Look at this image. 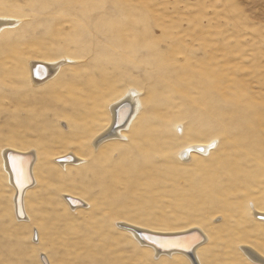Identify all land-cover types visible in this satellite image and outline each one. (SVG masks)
<instances>
[{
  "label": "rangeland",
  "instance_id": "374dc122",
  "mask_svg": "<svg viewBox=\"0 0 264 264\" xmlns=\"http://www.w3.org/2000/svg\"><path fill=\"white\" fill-rule=\"evenodd\" d=\"M36 1L0 0V15L20 19L15 38L19 37V44L23 41L20 47L27 48L29 52L25 50L23 55L30 60L49 65L47 61L76 58L75 62L62 65V75L50 80L56 83L61 79L58 80L61 84L47 92L65 94L70 78L75 75H90V81L98 82L109 77L110 81L102 84L101 89L85 90L81 96L73 92L71 96L85 102L82 107L72 100H59L53 106L58 107L62 116H54L40 130L34 129L39 119L33 117V112L30 114L34 104H26V99L36 98V102L39 99L40 104L50 83L30 87L20 81L22 87L1 82L0 97L3 95L4 103H0V264H44L41 258L47 259L46 255L50 262L46 260L45 264H192L181 253L162 252L154 256L150 249L132 239L126 224L160 231L199 227L206 237L196 250L200 264H260L248 257L246 248H256L264 254V221L255 213L264 208V204L260 206L256 201L264 199V0H126V5L125 0ZM55 9H61L63 14ZM144 13L147 19L139 24L141 33L135 34L140 29L138 24L133 28H137L136 32L128 29L131 33L127 31L130 36L127 41L133 42L126 41L124 46V39L115 32L116 24L104 28L99 21L102 15L121 25L127 14L135 17ZM58 15L64 16L61 22ZM53 25L56 27L52 32ZM57 28L67 37H57ZM146 28L149 31L145 33ZM56 37H60L59 42ZM116 38L119 42H115ZM57 44L65 45L63 48ZM12 66L15 69L11 64H0V75L7 71L8 77L13 76ZM157 71L161 75H155ZM133 86L140 89L144 105L138 117L123 130L128 139H110L95 148L94 139L103 131L97 130L108 125V105ZM3 92L7 93L6 98ZM9 93H17L14 98L19 97L25 103L14 106L9 102L13 98ZM243 104H248V110ZM48 111V115L53 113ZM44 116V120L51 119ZM31 120L38 123L31 125ZM88 123L90 128L84 131L76 128ZM242 123L248 127L241 126ZM138 125L140 131L136 129ZM246 130L255 132L256 142L262 146L255 145L242 161L238 156L248 151L234 143L239 136H245ZM140 134L142 156L135 145ZM191 143H202L208 146L207 151L180 155ZM12 146L34 147L40 154L36 165L38 182L23 195L31 216L29 221H21L14 215V192L2 162L4 148ZM82 146L89 151H83ZM233 148L236 153L239 149V155ZM86 152H107L109 159L99 165ZM64 153L89 158L91 167H85V163L58 165L56 158ZM237 163H241L243 170L237 172ZM228 165L240 175L226 169ZM99 166H106L107 177L113 178H105L107 185L113 187L112 192L105 181L103 185L94 184L92 177ZM116 170L124 172L118 174ZM251 176L256 177L249 180ZM64 194L82 197L83 205H70Z\"/></svg>",
  "mask_w": 264,
  "mask_h": 264
},
{
  "label": "bare ground",
  "instance_id": "6f19581e",
  "mask_svg": "<svg viewBox=\"0 0 264 264\" xmlns=\"http://www.w3.org/2000/svg\"><path fill=\"white\" fill-rule=\"evenodd\" d=\"M36 1V0H35ZM40 1H42V0H40ZM59 2H60V0H58ZM65 1V0H64ZM74 1V0H73ZM84 1V0H83ZM92 1V0H91ZM100 1V0H99ZM119 1H121V0H119ZM119 1H117V2H119ZM124 1V0H123ZM37 2V1H36ZM61 2H63V0H61ZM66 2H67V0H66ZM79 2H81V1H79ZM93 2V1H92ZM95 2V1H94ZM101 2V1H100ZM111 2V1H110ZM53 3V2H52ZM54 3H55V1H54ZM53 3V4H54ZM65 3V2H64ZM70 3V2H69ZM73 3H75V2H73ZM91 3V2H90ZM105 3V2H104ZM120 4H122V2H119ZM128 3V2H127ZM37 4V3H36ZM77 5H78V1H77V3H76ZM85 4V3H84ZM95 4V3H94ZM124 4V3H123ZM35 5V4H34ZM33 5V6H34ZM39 5H41V4H39ZM74 5V4H73ZM72 5V6H73ZM86 5V4H85ZM88 5V4H87ZM102 5V4H101ZM105 5H107V4H105ZM124 5H126V0H125V4ZM128 5V4H127ZM47 6V5H46ZM59 6H60V3H59ZM69 6V5H68ZM83 6V5H82ZM89 6V5H88ZM88 6H87V8H88ZM103 6V5H102ZM117 6V5H116ZM123 6V5H122ZM71 7V6H70ZM70 7L68 8V9H70ZM80 7V6H79ZM84 7V6H83ZM127 7V6H126ZM125 7V8H126ZM50 8V7H49ZM52 8V7H51ZM56 8V7H55ZM76 8V7H75ZM78 8V7H77ZM116 8V7H115ZM122 8H124V7H122ZM129 8V7H128ZM44 9H45V7H44ZM43 9V10H44ZM48 9V8H47ZM53 9V8H52ZM67 9V10H68ZM72 9V8H71ZM119 9H120V7H119ZM50 10V9H49ZM55 10H57V9H55ZM65 11V12H67V13H69V11ZM105 10H106V7H105ZM117 10V9H116ZM126 10V9H125ZM124 10V11H125ZM41 11V10H40ZM51 11V10H50ZM49 11V12H50ZM74 11V10H73ZM80 11V10H79ZM82 11V10H81ZM85 11H86V9H85ZM92 11V10H91ZM108 11V10H107ZM131 11V10H130ZM133 11V10H132ZM45 12V11H44ZM54 12V11H53ZM57 12H59V14L60 13H62L61 12V9H58L57 10ZM89 12V11H88ZM99 12H101V10H99ZM103 12V11H102ZM106 12V11H105ZM123 12V11H122ZM121 12V13H122ZM56 13V12H55ZM77 13V12H76ZM79 13V12H78ZM93 13V12H92ZM98 13V12H97ZM104 13V12H103ZM110 13H111V11H110ZM115 13V12H114ZM120 13V12H119ZM118 13V14H119ZM124 13V12H123ZM122 13V14H123ZM133 13V12H132ZM63 14V13H62ZM82 14V13H81ZM84 14V13H83ZM99 14H101V13H99ZM121 14V15H122ZM135 14V13H134ZM132 14L133 16H135V15H137V14ZM145 15H142V14H140V15H138V16H135V17H131V16H128V14L126 15V18H125V22L123 21V20H121V21H123L124 22V24H123V22H122V24L121 25H118L116 22H114L112 19H109L108 17H104V16H100V19H99V21H100V23H103V25H105L104 26V28L106 27V28H108V27H110V26H112L113 24H116V25H114V29H115V32L120 36V39L122 40V39H124V41H122V45L124 46V42H126L127 41V39H128V37H130L129 36V34H128V29L130 30V28H135L136 27V25H137V27H139V26H141L142 25V19H144V21L147 19V17H145V16H147L146 15V13H144ZM65 15H67V14H65ZM75 15V14H74ZM74 15H71V17H73ZM77 15V14H76ZM87 15V14H86ZM89 15V14H88ZM92 15V14H91ZM95 15V14H94ZM111 15H113V14H111ZM123 15H125V14H123ZM131 15V14H130ZM59 16V15H58ZM68 16V15H67ZM119 16H120V14H119ZM144 16V17H143ZM4 17H6V16H1L0 15V64H8V65H14L15 66V69L13 68V66H12V68L14 69H11V74H13V73H15L13 76H9L8 77V72L6 71V72H4L5 73V75H0V87H1V82H3L4 83V81L6 82V81H8V82H6V83H4V84H19V82L21 81H23L22 82V84H24V85H26L27 86V83L30 85V87L32 86V87H34V86H36V87H42V85H44V84H46L47 82H48V84L50 83L51 84V82H54V80L53 81H51L50 82V80H52V79H56V77L58 78L60 75H62V65H64V64H66V62H75L76 60V58H72V56L71 57H65L64 59H59V60H52V61H47L48 62V64L49 65H47L46 63H44V61H37V59L35 60V61H32V60H30L29 59V57L27 56V57H25V55H23V51H25V50H27V48L25 49L24 48V50H22V48L20 47V46H22V43H23V41L19 44V42L17 41V40H19L18 38L19 37H17V39L15 38V31H17L16 30V28H17V25L20 23V19H17V18H15L14 19V17L12 18V19H8V18H4ZM64 17V16H59L58 17V19H59V21L58 22H61L62 20V18ZM78 17V16H77ZM82 17H84V16H82ZM97 17V16H96ZM123 17V16H122ZM10 18V17H9ZM65 18H66V16H65ZM93 18H95V17H93ZM150 18V17H149ZM69 18L67 17V19L66 20H68ZM71 19V18H70ZM70 19H69V21H70ZM78 19V18H77ZM76 19V20H77ZM80 19V18H79ZM90 19H91V17H90ZM95 19H97V18H95ZM122 19V18H121ZM61 20V21H60ZM64 20V19H63ZM75 20V19H74ZM76 20L74 21L75 22V24H77L76 23ZM98 20V19H97ZM116 20V19H115ZM65 21V20H64ZM72 21H73V18H72ZM71 21V22H72ZM79 21H82V20H79ZM88 21V20H87ZM91 21H92V19H91ZM143 21V22H144ZM56 22H57V18H56ZM55 22V23H56ZM67 22V21H66ZM65 22V23H66ZM96 22H98V21H96ZM118 22V21H117ZM63 24H64V22H62ZM146 23V22H145ZM144 23V24H145ZM62 24V25H63ZM68 24V23H67ZM71 24V23H70ZM80 23H78V25H79ZM82 24V23H81ZM86 24V23H85ZM139 24H141V25H139ZM147 24H148V22H147ZM146 24V25H147ZM150 24V23H149ZM59 25V24H58ZM72 25V24H71ZM90 25V24H89ZM95 25V24H94ZM102 25V24H101ZM135 25V26H134ZM145 25V26H146ZM55 25H53V28H52V32L54 31V29H55V27H54ZM60 26V25H59ZM70 26V25H69ZM73 26H75V25H73ZM80 26V25H79ZM134 26V27H133ZM144 26V25H143ZM23 27V26H22ZM63 27V26H62ZM65 27L66 26H64V30H65ZM84 27V26H83ZM87 27V26H86ZM21 28V27H20ZM50 28V27H49ZM61 28V27H60ZM71 28V27H70ZM69 28V29H70ZM73 28V27H72ZM75 28V27H74ZM73 28V29H74ZM77 28H78V26H77ZM80 28H81V26H80ZM93 28V27H92ZM92 28H89L90 29V31H92L91 29ZM99 28V27H98ZM112 28H113V26H112ZM140 28V27H139ZM148 28H150V27H148ZM68 29V28H67ZM79 29V28H78ZM86 29V28H85ZM95 29H97V28H95ZM103 29V28H102ZM137 29V28H136ZM136 29H133V30H135V32H136ZM56 30H60V29H56ZM61 30H62V28H61ZM87 30V29H86ZM98 30V29H97ZM133 30H131V31H133ZM141 30V28L139 29V30H137V32L135 33V34H137V33H139V31ZM63 31V30H62ZM62 31H59L58 32V34H56V36L58 37V35H62L63 33H62ZM67 31V30H66ZM75 31H76V29H75ZM78 31V30H77ZM98 31H100V30H98ZM97 31V32H98ZM103 31H104V29H103ZM110 31H114V30H110ZM128 31V32H127ZM142 31V30H141ZM141 31H140V33H141ZM147 31H149L147 28L145 29V33L147 32ZM57 32V31H56ZM65 32V31H64ZM92 32H95V31H92ZM143 32H144V30H143ZM162 32V31H161ZM68 33V32H67ZM71 32H69V34H70ZM79 33V32H78ZM80 33H82V32H80ZM80 33H79V35H80ZM84 33H86L85 31H84ZM91 33V32H90ZM99 33H101V32H99ZM112 33H114V32H112ZM115 33V34H116ZM129 33H131V32H129ZM150 33V32H149ZM53 34V33H52ZM55 34H53V35H55ZM64 34H66V33H64ZM77 34V33H76ZM96 34V33H95ZM127 34H128V36H127ZM134 34V35H135ZM75 35V34H74ZM73 35V36H74ZM78 35V34H77ZM86 34H84V36H85ZM106 35L108 36V34H107V31H106ZM105 35V36H106ZM139 35V34H138ZM142 35H144V33L142 34ZM146 35V34H145ZM51 36V35H50ZM66 37H67V35H65ZM76 36V35H75ZM83 36V35H82ZM97 36H98V34H97ZM113 36H114V34H113ZM141 36V35H140ZM55 37V36H54ZM55 38V40L57 39V41L60 39V37H59V39L58 38ZM61 37H63V38H66V37H64L63 35L61 36ZM72 37V36H71ZM77 37V36H76ZM81 37V36H80ZM127 37V38H126ZM146 37H148V36H145V37H143V38H146ZM150 37V36H149ZM21 38V37H20ZM79 38V37H78ZM86 38V37H85ZM91 38V37H90ZM94 38V37H93ZM112 38V37H111ZM139 37H136V39H138ZM52 39V38H51ZM68 39V38H67ZM22 40V39H21ZM37 40V39H36ZM62 40V39H61ZM71 40V39H70ZM73 40V39H72ZM75 40V39H74ZM84 40V39H83ZM95 40V39H94ZM120 40V41H121ZM140 40V39H139ZM146 40H147V38H146ZM17 41V42H16ZM20 41V40H19ZM60 41V40H59ZM58 41V42H59ZM65 41V40H64ZM86 41V40H85ZM117 41V38H116V40H115V42ZM135 41V40H134ZM137 41V40H136ZM142 41V40H141ZM31 42V41H30ZM30 42H29V44H30ZM33 42V41H32ZM38 42V41H37ZM57 42V43H58ZM71 42V41H70ZM74 42V41H73ZM79 42V41H78ZM84 42V41H83ZM112 42V41H111ZM117 42H119V41H117ZM128 43H131V42H133V41H127ZM142 42H144V40L142 41ZM150 42V41H149ZM155 42V41H154ZM153 41H152V43H154ZM25 43V42H24ZM40 43H42V42H40ZM64 43H66V42H64ZM67 43H68V40H67ZM67 43H66V45H67ZM75 43H77L76 42V40H75ZM74 43V44H75ZM82 42H79V44H81ZM87 43V42H86ZM157 43V42H156ZM69 44V43H68ZM72 44V43H71ZM79 44L77 45V44H75V45H77V47L79 46ZM91 44H92V41H91ZM120 44V43H119ZM132 44H134V43H132ZM145 44V43H144ZM151 44V43H150ZM24 45V44H23ZM32 45V44H31ZM43 45V44H42ZM58 45V44H57ZM63 47V45H65V44H59L57 47H61V46ZM114 45V44H113ZM116 45V44H115ZM121 45V44H120ZM136 45H137V43H136ZM153 45V44H152ZM70 46H72V45H70ZM83 47V49L85 50V48H87V47H85L84 48V46H86V44L85 45H82ZM89 46V45H88ZM117 46V45H116ZM126 46V45H125ZM149 46V45H148ZM52 47V46H51ZM66 47V46H65ZM76 47V46H75ZM133 48H134V46H132ZM140 47V46H139ZM50 48V47H49ZM64 48V47H63ZM120 48V47H119ZM128 48H129V45H128ZM128 48H126V50L128 49ZM133 48H132V50H133ZM150 48H151V45H150ZM79 49H80V46H79ZM78 49V50H79ZM124 49V48H123ZM122 49V50H123ZM129 49H131V48H129ZM137 49V48H136ZM32 50V49H31ZM78 50H76L75 51V53H78L77 51ZM91 50V49H90ZM89 50V51H90ZM125 50V51H126ZM28 51V50H27ZM58 51V50H57ZM124 50H123V52H125ZM129 51V50H128ZM131 51V50H130ZM29 52V51H28ZM46 52V51H45ZM73 52V51H72ZM83 52V51H82ZM81 52V53H82ZM85 52H87V50L85 51ZM127 52V51H126ZM156 52V51H155ZM75 53H73V54H75ZM80 53V54H81ZM88 53V52H87ZM91 53V52H90ZM128 53V52H127ZM83 54V53H82ZM85 54V53H84ZM131 54V53H130ZM31 55V54H30ZM53 55V54H52ZM69 55H72V54H70L69 53ZM75 55H77V54H75ZM59 56V55H58ZM66 56V55H65ZM85 56V55H84ZM87 56H89V55H87ZM77 57H78V55H77ZM83 56H81V58H82ZM86 57V56H85ZM155 57H156V55H155ZM159 58V57H158ZM118 59H120V58H118ZM156 59H157V57H156ZM160 59V58H159ZM158 59V60H159ZM2 60V61H1ZM147 60V59H146ZM161 60V59H160ZM105 61V60H104ZM107 61H111V60H107ZM122 61V60H121ZM163 61V60H162ZM102 62V61H101ZM117 62H118V60H117ZM154 62V61H153ZM77 63V62H76ZM119 63V62H118ZM148 63V62H147ZM158 63H159V61H158ZM102 64H103V62H102ZM104 64H105V62H104ZM103 64V65H104ZM101 66V67H104V66ZM149 65V64H148ZM150 65H153V64H150ZM7 66V65H6ZM11 67V66H10ZM105 68H106V65H105ZM104 68H102V71H104L103 70ZM10 70V69H9ZM12 71H13V73H12ZM107 71V70H106ZM159 71H161V70H159ZM159 71H157L158 73H156L155 75H157V74H159ZM163 71H161V73H162ZM164 72H166V71H164ZM0 73H1V69H0ZM161 73L159 74V75H161ZM189 74V73H188ZM47 75H49L48 77H47ZM154 75V74H153ZM77 76V77H76ZM188 76H190L191 77V75H188ZM200 76V75H199ZM65 77V76H64ZM88 77V78H87ZM107 77V76H106ZM172 77V76H171ZM61 78V77H60ZM79 78H81V79H79ZM198 78H200V77H198ZM205 78H206V80H208L207 79V77L205 76ZM65 79V78H64ZM211 79V78H210ZM58 80H61V79H57V81H56V83L54 82V84L52 83L51 85H53V86H51L50 84H49V86L48 85H46V86H48V88L45 90V91H43V95L45 96V94H46V92L47 91H49V89H55L56 88V86L57 85H59V84H61L60 83V81H58ZM107 80H109L110 81V79H109V77L108 78H103L102 79V81H95V80H91L90 81V75H86V77L85 76H83V75H75V77H73V79L72 78H70V81H71V84L70 85H68V88L66 89V92H63V93H65V94H62L61 92L60 93H58L59 91H57V93H54V92H52L51 90H50V92H47V94H46V96L43 98V97H41L42 96V94H41V100H40V104H38V101H39V99L37 100V102L36 101H34V100H36V98L33 100L32 99V101L29 99V101H27V99H26V104H29V105H32V104H34V106H31L32 108H30V109H32V111H30V114L32 113V115L34 114V116L33 117H37V119H39V120H37V121H39V124L38 125H35V124H37L38 122L36 121V123L34 122H32V120H31V125H32V123L35 125V127H34V129H36V130H40V129H42V127H44V126H46V125H48V124H50V122H51V120H52V118L55 116H59V115H61L62 116V114H61V112H59L58 113V111H60V110H57V108L56 107H54L55 105V103H57V102H60L59 100H63V101H69V100H72L73 101V103L76 105V106H83V104L85 103V102H83L82 100H80L78 97L76 98V97H74V96H71V94L74 92L75 93V95H76V93H79L80 94V96H81V94L85 91V90H90V91H93L94 89H101V86H102V84L104 85L105 83H107ZM203 80V79H202ZM63 81V80H62ZM61 81V82H62ZM102 82H104V83H102ZM211 82V81H210ZM63 83V82H62ZM67 83V82H66ZM69 83V82H68ZM67 83V84H68ZM207 83V82H206ZM17 84V85H18ZM63 84H65V83H63ZM66 84V85H67ZM19 85H21V84H19ZM23 85V86H24ZM204 85V84H203ZM4 86L5 85H3V88H4ZM9 86V85H8ZM11 86V85H10ZM22 86V85H21ZM22 86V87H23ZM16 87V86H15ZM14 87V88H15ZM19 87V86H18ZM58 87V86H57ZM211 87V86H210ZM9 88V87H8ZM45 88V87H44ZM205 89L207 88V87H204ZM214 89V91H215V87H213ZM0 89H2V88H0ZM5 89V88H4ZM3 89V90H4ZM20 89V88H19ZM40 89V88H39ZM60 89V88H59ZM62 89V88H61ZM210 89V88H209ZM212 89V88H211ZM16 90V89H15ZM15 90L13 91V92H15ZM21 90H23V88L21 89ZM32 90H34V89H32ZM58 90V89H57ZM206 90H208V89H206ZM11 91V92H12ZM20 91V90H19ZM35 91V90H34ZM55 92H56V90H54ZM5 92V91H4ZM3 92V93H4ZM7 92V91H6ZM22 92V91H21ZM20 92V93H21ZM37 92H39L38 90H37ZM41 92V91H40ZM203 92H205V91H203ZM0 93H2V91L0 92ZM8 93V92H7ZM6 93V94H7ZM42 93V92H41ZM66 93H68V94H66ZM69 93H70V95H69ZM5 94V93H4ZM5 94V95H6ZM10 95H14V94H17V93H14V94H11V93H9ZM36 94V93H35ZM35 94H33V96L35 95ZM38 94H40V93H38ZM55 94V95H54ZM2 95V94H1ZM10 95H8V97H10ZM21 95H23V93L21 94ZM93 95V94H92ZM107 95V94H106ZM206 95H208V93L206 94ZM15 96V95H14ZM14 96H13V98L12 97H10V101L9 102H12L13 103V105L14 106H22L21 104L22 103H25V101L24 102H22L21 101V99H19V97H17V98H14ZM18 96H20V95H18ZM28 96V95H27ZM30 96V95H29ZM32 96V97H33ZM37 96V95H36ZM36 96H34V97H36ZM2 97H3V95H2ZM2 97H0V103H4V98H2ZM7 97V95L5 96V98ZM22 97V96H21ZM23 97H25L24 95H23ZM109 97V96H108ZM28 98H31V97H28ZM7 99H9V98H7ZM23 100H24V98H22ZM44 99V100H43ZM227 99V98H226ZM200 100V99H199ZM198 100V101H199ZM203 101V100H202ZM205 102H207V101H205ZM199 103H200V101H199ZM209 103V102H208ZM202 104H203V102H202ZM207 104V103H206ZM233 104H234V102H233ZM238 105H239V103H237ZM12 105V106H13ZM36 105L38 106L37 107V109H36ZM54 105V106H53ZM143 105H144V102H143V100H142V98H141V92H140V89H138L136 86L134 87H130L129 89H127L126 90V92L122 95V96H120V98L118 99V100H115V102H113L112 101V103H110L109 105H108V113H109V118H108V125H106L105 127H101V130L100 129H98L97 131H99V132H101L102 130V132L100 133V135H99V137L97 138V139H94V147L95 148H97L100 144H102V143H104L105 141H107V140H110V139H114V140H123V139H125V138H127V136H126V134L123 132V130H125V129H127L129 126H130V124L132 123V121H133V119L135 118V117H138L137 116V113L140 111V109H142V107H143ZM210 105H211V103H210ZM243 105H246V104H243ZM242 105V106H243ZM248 105V104H247ZM246 105V108L248 107ZM207 106V105H206ZM249 106H251V104L249 105ZM52 107H54V109L52 110ZM210 107V106H209ZM234 107V106H233ZM237 107V106H236ZM23 108V107H22ZM208 108V107H207ZM211 108H212V106H211ZM18 109V108H17ZM26 109V108H25ZM36 109V110H35ZM215 109V108H214ZM245 108H243L242 110H244ZM28 110H29V108H28ZM48 110H51L50 112H53V113H50L49 115H48ZM247 110H248V108H247ZM256 110V109H255ZM208 111V110H207ZM212 110H210V112H211ZM215 111H217V110H214V113H215ZM241 110H239V112H240ZM47 112V113H46ZM213 112V111H212ZM218 112H220V111H217V113ZM244 112V111H243ZM247 112V111H246ZM251 112H253L252 110H251ZM250 112V113H251ZM256 112V111H255ZM249 113V112H248ZM30 114H27L29 117H30ZM77 114V113H76ZM75 114V115H76ZM210 114H212V113H210ZM218 114H221V112L220 113H218ZM44 115H47V117L48 116H50L51 117V119H49V117L47 118V119H43L42 117L44 116ZM209 115V114H208ZM215 115V114H214ZM222 115V114H221ZM240 115V114H239ZM248 116H250L249 114H247ZM27 116V118L28 119H30L29 117ZM225 116V115H224ZM45 117V116H44ZM217 117H219L218 115H217ZM226 117V116H225ZM32 118V117H31ZM242 118H243V115H242ZM139 119H140V117H139ZM245 119V118H244ZM253 119H255V118H253ZM33 120H34V118H33ZM61 120V119H60ZM221 120H222V118H221ZM239 120V119H238ZM247 120V119H246ZM245 120V121H246ZM249 120V119H248ZM30 121V120H29ZM242 121V120H241ZM244 121V120H243ZM251 121H252V118H251ZM26 122V121H25ZM43 123V126L41 125ZM139 123V122H138ZM164 123H166V122H164ZM238 122H236V124H237ZM91 124H93V122L91 123ZM229 124V123H228ZM243 125H241V124H238V125H241V126H247L246 125V123H242ZM251 124V122L249 123V121H248V125H250ZM29 125H30V123H29ZM30 125V126H31ZM232 125V124H231ZM233 125H234V123H233ZM79 126V127H78ZM90 126V124L88 123V124H86V127L84 126V124H78V125H76V128L78 129V130H81V131H84L85 129H87V127H89ZM235 126V125H234ZM97 127V126H96ZM139 125H138V127H136V129H138L139 130ZM167 127V126H166ZM236 127V126H235ZM248 127V126H247ZM90 128V127H89ZM88 128V129H89ZM237 128H238V126H237ZM136 129H134V130H136ZM142 129V128H141ZM91 130V129H90ZM140 131V130H139ZM138 131V132H139ZM136 132V134H139V133H137V131H135ZM83 133V132H82ZM134 134V133H133ZM88 136V135H87ZM140 137H138L137 138V141H136V146H138L137 148H139L140 150H138V152L140 151V154H141V156H142V136H141V134L139 135ZM134 137H137V135L136 136H134ZM128 139V138H127ZM134 139V138H133ZM134 140H136V139H134ZM15 141V140H14ZM234 144H238V145H242L244 148H246V150L248 151V153L247 152H244V156H242V155H240V156H238V158L240 159V160H242V161H245L246 160V157H248L249 156V153H251L252 152V149L255 147V145H258V143L256 142V133L255 132H250L249 130H246V133H245V136L244 135H241V136H239V138H238V141L236 142V143H234ZM260 146H262L261 144H259ZM258 145V146H259ZM113 146V145H112ZM201 146V147H200ZM264 146V145H263ZM207 147L208 146H206V145H203L202 143H191V145H190V147H188V148H186L184 151H181V153H180V155H182L183 157H184V154L185 153H188L189 154V152L191 151H193V152H195V151H202L203 149L205 150V151H207L206 149H207ZM83 151H89L88 149H85L83 146L82 147H80ZM110 148V147H109ZM131 148V147H130ZM197 148H198V150H197ZM260 147H258L257 149H259ZM36 149V148H35ZM34 149V147H33V149H32V147L31 148H19V147H17V146H12V147H6V148H4V150H3V152H2V162H3V166H4V169H5V171H6V173H7V176H8V181H9V183H10V185L12 186V189H13V205H14V215H15V217L17 218V219H19V220H25V221H29V220H31V216H30V213H29V210H28V205L26 204V202L24 203V193L26 194L30 189H32V188H34V186L37 184V182H38V175H37V173H36V165L38 164V161H39V151L38 150H35ZM147 149V148H146ZM234 149V148H233ZM203 150V151H204ZM255 150V149H254ZM112 151V150H111ZM110 151V152H111ZM145 151H147V150H145ZM236 150L234 149V152H235ZM241 151V150H240ZM242 152V151H241ZM240 152V153H241ZM105 153H107V152H103V153H91V152H86V155H90L91 157H95V160L96 161H98L99 162V165H101L103 162H105V161H107V159H109V157L107 158V155L105 154ZM236 153V152H235ZM237 153H239V149H238V151H237ZM236 153V155H239V154H237ZM247 153V154H246ZM108 154H109V152H108ZM245 155H248V156H245ZM78 155H76V157H75V155L73 156L72 154H70V153H64V154H62V155H60V156H58L57 158H56V162L58 163V165H66V163H70V164H84L85 163V167H87V166H90V159L88 158H85V157H77ZM234 156H235V154H234ZM111 157V156H110ZM228 157V156H227ZM228 158H230V157H228ZM111 159V158H110ZM245 159V160H244ZM231 160V159H230ZM95 162V161H94ZM90 163V164H89ZM227 164H229V163H226V165ZM120 165H122V164H119V168H120ZM223 165H224V163H223ZM222 165V166H223ZM226 165H224V166H226ZM229 165H231V164H229ZM228 165V167L229 168H226V167H224V168H226V169H228L230 172L231 171H233L234 173L236 172V169H238L237 170V172H239L240 170H243V168H242V165H241V163H237V168L235 169V168H233L232 169V167H230ZM235 167H236V165L235 164H233ZM108 166V165H107ZM84 167V168H85ZM91 167V166H90ZM103 167V166H102ZM122 167V166H121ZM110 168V167H109ZM121 170H123V169H121ZM228 170H226V171H228ZM95 172H94V176L92 177L93 178V181H94V184H97V185H103V183H104V181H105V178L107 177V170H106V166H105V168L103 167V168H100V166H99V168L98 169H96V170H94ZM117 172H118V174H120V173H123L124 171H118V170H116ZM224 171V170H223ZM109 172V171H108ZM224 173H225V171H224ZM241 173H242V171H241ZM243 173L245 174L246 172H244L243 171ZM225 174H227V173H225ZM236 174V173H235ZM256 174H258V171H257V173ZM228 176H229V174H227ZM240 174H236V176H239ZM246 175H247V173H246ZM255 175V174H254ZM118 176V175H117ZM213 176H215L214 174H213ZM232 176H233V173H232ZM235 175H234V177H236ZM258 176V175H257ZM109 177V176H108ZM108 177H107V180H108ZM246 177H248V175L246 176ZM254 177H256V176H254ZM252 178V176H251V178L249 179V180H251V179H255V178ZM109 178H112V177H109ZM223 178H224V176H223ZM113 179V178H112ZM111 179V180H112ZM224 179H229L228 177L227 178H224ZM230 179L231 180H234V178H231L230 177ZM107 180L105 181V183L107 182ZM110 180V179H109ZM110 180V181H111ZM221 180V179H220ZM223 180V179H222ZM237 180V179H236ZM246 180V179H245ZM245 180H243V181H245ZM113 181H115V179L113 180ZM214 181H215V179H214ZM227 181H229L230 182V180H227ZM109 182V181H108ZM112 182V181H111ZM250 182V181H249ZM245 183H246V181H245ZM116 184V183H115ZM214 184V183H213ZM106 185H107V183H106ZM215 185V184H214ZM108 188L107 189H109L110 190V188H111V190H112V188L113 187H110L109 186V183H108ZM231 186V185H230ZM107 189H106V192H107ZM110 190V191H111ZM112 192V191H111ZM115 192V191H114ZM113 192V193H114ZM116 193V192H115ZM64 198H65V200L67 201V203H69L70 205L72 204V206H74V207H80V206H82L83 204V199H82V197H80V196H78V195H76V194H64ZM256 201L260 204V206H262L263 204H264V199H262V200H259V199H256ZM82 204V205H81ZM254 207V206H253ZM261 209L258 211V210H255V213L256 214H258V216H259V218L262 220V221H264V208L263 207H260ZM127 228H126V230L128 231V233H130V235H131V237H132V239H134L135 241H137V243H138V245H140V246H143V247H147L148 249H150V251H152L153 253H154V256H159V254L160 253H167V254H169V253H172V252H175V253H181V254H184V255H186V256H188L190 259H191V262H192V264H200L199 262L201 261H199L198 259H197V254H196V250H197V248L200 246V245H202L203 243H201V241L203 240H206V237H205V235H204V229L202 230L201 228H189V229H186V230H182V231H172V230H170V231H160L159 229L157 230H153V229H147V228H142V227H140L139 225L138 226H136V225H125ZM36 230V232H37V234H38V230L37 229H35ZM35 230L33 229V231H34V234L36 235V233H35ZM180 230V229H179ZM135 243V242H134ZM246 252H247V254H248V257L249 258H251L252 260H255V261H257V262H259L260 264H264V254H262L259 250H257L256 248H253V249H247L246 248ZM191 253L195 256V260L194 259H192V257H191ZM41 255V254H40ZM47 256V259H45L46 257H42L40 260H41V262H43L44 264H45V262H46V260H48L49 262H50V258L48 257V255H46ZM200 258V257H199ZM45 261V262H44Z\"/></svg>",
  "mask_w": 264,
  "mask_h": 264
},
{
  "label": "water",
  "instance_id": "95a60500",
  "mask_svg": "<svg viewBox=\"0 0 264 264\" xmlns=\"http://www.w3.org/2000/svg\"><path fill=\"white\" fill-rule=\"evenodd\" d=\"M191 257H192V259H194L195 260V256L191 253Z\"/></svg>",
  "mask_w": 264,
  "mask_h": 264
}]
</instances>
